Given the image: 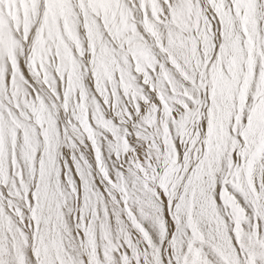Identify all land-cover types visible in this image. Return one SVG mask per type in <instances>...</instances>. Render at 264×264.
<instances>
[{
	"label": "snow or ice",
	"instance_id": "1",
	"mask_svg": "<svg viewBox=\"0 0 264 264\" xmlns=\"http://www.w3.org/2000/svg\"><path fill=\"white\" fill-rule=\"evenodd\" d=\"M0 264H264V0H0Z\"/></svg>",
	"mask_w": 264,
	"mask_h": 264
}]
</instances>
